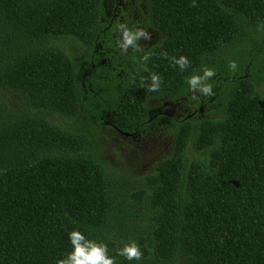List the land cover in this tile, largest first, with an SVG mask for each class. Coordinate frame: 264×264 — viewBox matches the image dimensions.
Listing matches in <instances>:
<instances>
[{
  "label": "trees",
  "instance_id": "1",
  "mask_svg": "<svg viewBox=\"0 0 264 264\" xmlns=\"http://www.w3.org/2000/svg\"><path fill=\"white\" fill-rule=\"evenodd\" d=\"M105 1L0 0V264H56L73 230L110 256L137 242L142 259L117 264H264V0H145L160 40L129 62ZM205 66L216 72L214 96L194 102L205 117L152 118L149 99L188 97ZM156 121L171 152L128 195L99 160L94 123L139 134Z\"/></svg>",
  "mask_w": 264,
  "mask_h": 264
},
{
  "label": "rangeland",
  "instance_id": "2",
  "mask_svg": "<svg viewBox=\"0 0 264 264\" xmlns=\"http://www.w3.org/2000/svg\"><path fill=\"white\" fill-rule=\"evenodd\" d=\"M129 14L132 13L129 11ZM130 19L132 20V15ZM261 39L264 41V35ZM146 42L147 40L141 39L140 43ZM58 44L68 51H72L74 42L72 39H67L58 42ZM216 57H223V54ZM224 57L227 58V61H232L231 55L227 54ZM191 95L192 93L189 91L188 97H182L173 103L161 98L154 99L147 105L160 108L173 116L183 115L189 111L195 113L192 118L205 117L208 114L207 111L204 109L199 112L200 107H196L195 101H191ZM59 120L65 124L69 123L67 118H59ZM93 127L97 134L95 141L100 162L115 177L118 187L124 188L128 195L139 189L137 185L139 178L152 173L156 162L169 156L172 149L173 135L170 128L161 121L153 122L141 133L134 134L133 137H124L97 123H94Z\"/></svg>",
  "mask_w": 264,
  "mask_h": 264
},
{
  "label": "clouds",
  "instance_id": "3",
  "mask_svg": "<svg viewBox=\"0 0 264 264\" xmlns=\"http://www.w3.org/2000/svg\"><path fill=\"white\" fill-rule=\"evenodd\" d=\"M190 7H197L196 0H192ZM258 28L264 30V24L258 25ZM114 31L118 33L117 46L124 53H127L131 48L134 52L143 51L138 43L141 39L151 40V34L143 28H130L127 23L117 22ZM150 53H144L140 58L145 65L150 59ZM161 55L170 60L171 65L179 67L181 71H185L190 67V61L186 56L169 57L165 51ZM237 63L229 61L230 71H235ZM144 71L150 70L145 66ZM202 74L193 73L186 80L189 91L192 93L191 101H199L200 96H214L213 85L209 82L216 75L214 69L205 66L201 70ZM151 83L147 86L149 92H158L161 89L162 77L155 72H150ZM143 84V82H142ZM69 241L72 250L64 255V258L58 259L56 264H117L116 257H124L128 261H140L143 253L140 246L135 241H128L123 244V247L117 249L115 256L109 255L108 245L104 242L88 239L81 231L73 230L69 233Z\"/></svg>",
  "mask_w": 264,
  "mask_h": 264
},
{
  "label": "flooded vegetation",
  "instance_id": "4",
  "mask_svg": "<svg viewBox=\"0 0 264 264\" xmlns=\"http://www.w3.org/2000/svg\"><path fill=\"white\" fill-rule=\"evenodd\" d=\"M130 6V7H129ZM105 10H106V16L109 18V25L107 26L106 29L111 30V28L114 26H116L117 22L120 23H127L128 26L130 28H143L145 29L147 32H149L151 34V40H147L146 43L141 44V40L138 42L141 47H150L154 44H156L159 40H160V36L159 34L154 31L153 29H151L150 27H146L145 24V19L143 14L146 12V5H145V0H106L105 4H104ZM129 7V8H128ZM130 13L132 14H129ZM132 15V20L130 19ZM130 19V20H129ZM133 21V22H132ZM115 31L110 32V35L112 36V38L115 37ZM114 45V44H113ZM103 46H99V51L98 53L101 54V56L103 55ZM121 52H123L121 49H119ZM113 52L110 49L106 48V57L104 56V60L102 61V63H105L110 57H108V55H110V53ZM137 53L139 52H134L133 49H129L127 53H124V60L123 61H131V57H135L137 55ZM112 58H110L109 60H111ZM138 60V57H137ZM108 65L111 67V70H115L116 68L111 66V63H108ZM115 66H120V64H116ZM153 101V99H149L147 102L151 103ZM166 104V103H165ZM151 106V105H150ZM155 113L153 114L152 118L157 119L158 117H167V118H173L175 120H180L183 117H194L195 113H190L189 111L184 113L183 115H178V116H173V114H169L165 111H162L160 108H154ZM203 111V107L200 106L199 112ZM153 123V122H151ZM106 127H108L109 129L111 128L112 130L117 131V133L119 135H122L124 137H133L134 134H129L125 135L124 132H121L119 130H116L113 128V126L111 125H107ZM137 135V134H135Z\"/></svg>",
  "mask_w": 264,
  "mask_h": 264
},
{
  "label": "water",
  "instance_id": "5",
  "mask_svg": "<svg viewBox=\"0 0 264 264\" xmlns=\"http://www.w3.org/2000/svg\"><path fill=\"white\" fill-rule=\"evenodd\" d=\"M125 135H128L127 133H124Z\"/></svg>",
  "mask_w": 264,
  "mask_h": 264
}]
</instances>
